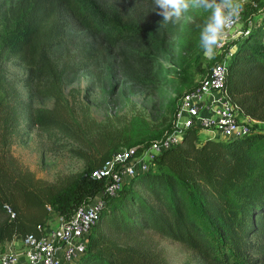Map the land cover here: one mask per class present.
<instances>
[{
    "label": "trees",
    "instance_id": "1",
    "mask_svg": "<svg viewBox=\"0 0 264 264\" xmlns=\"http://www.w3.org/2000/svg\"><path fill=\"white\" fill-rule=\"evenodd\" d=\"M191 10L194 21L186 29L184 49L190 61L199 62L203 56L199 26L206 13ZM137 14L130 18L113 0H0L2 147L10 148L23 117L20 97L3 67L12 57L25 63L41 83L37 93L54 99L53 108L34 109L28 123L56 128L70 137L79 135L75 128L80 124L75 121L73 128L66 119L62 82L68 70L50 53L68 21L110 46L125 45L123 75L140 86L156 87L154 64L143 49L151 44L145 29L149 20L138 10ZM224 89L242 113L264 122V17L241 38ZM165 131L152 130L148 122L143 127L134 122L125 125L118 144L113 146L114 139L105 138L107 150L102 157L87 160L83 172L61 187L33 175L25 176L21 184L9 176L8 169L0 168V245L28 233L39 234L49 220L48 206L69 220L103 189L104 181L93 172L120 151V145L122 149L149 146ZM197 141L198 130L189 129L180 143L155 160L151 170L107 197L86 253L72 264H171L146 240L122 242L124 236L151 230L185 244L209 264H264V130L207 137L200 145Z\"/></svg>",
    "mask_w": 264,
    "mask_h": 264
},
{
    "label": "rangeland",
    "instance_id": "2",
    "mask_svg": "<svg viewBox=\"0 0 264 264\" xmlns=\"http://www.w3.org/2000/svg\"><path fill=\"white\" fill-rule=\"evenodd\" d=\"M113 1L118 2L130 18L139 16L138 10L144 20H149L145 29L151 44H145L143 49L154 64L157 86L146 88L123 75L125 45L110 46L100 37L80 29L74 21H68L50 53L61 68L68 70L62 82L66 119L73 128L75 121L81 126L75 128L79 135L70 137L56 128H40L28 123L34 109H51L54 99L37 93L36 88L41 83L19 58L4 62L8 80L20 97L23 117L10 148L0 144V168L8 169L9 176L21 184L25 176L33 175L56 187L63 186L83 172L87 160L98 161L102 157L107 150V145H103L105 138L114 139L113 146L118 144L120 131L132 122L139 127L148 122L152 130L166 129V133L173 126L181 97L197 85L217 61L213 52L205 54L203 51L199 62L190 61L185 54L184 35L194 21L191 9L179 22L165 23L162 16L152 10L153 0ZM263 17V0H243L239 26H244L245 32L235 40L236 48L248 29L258 26ZM253 124V129L264 130L263 122ZM53 215L49 213V219ZM45 226L54 227L49 220ZM137 238L156 247L171 264H209L185 244L152 230L124 236L122 242L132 243ZM21 241V237L5 241L0 251L20 249Z\"/></svg>",
    "mask_w": 264,
    "mask_h": 264
},
{
    "label": "built area",
    "instance_id": "3",
    "mask_svg": "<svg viewBox=\"0 0 264 264\" xmlns=\"http://www.w3.org/2000/svg\"><path fill=\"white\" fill-rule=\"evenodd\" d=\"M259 4V3H257ZM238 18L227 29L220 45L213 52L217 61L201 78L197 86L187 91L177 103L174 123L162 138L149 146L135 145L118 151L93 172L104 181V187L71 218L60 217L58 226H42L39 234L28 233L22 238L20 249L0 251V264H72L87 250L93 228L107 197L116 195L127 181L154 167L155 160L168 148L180 143L191 128L198 130V141L207 137L230 138L252 132L258 120L242 113L231 101L224 85L229 63L236 51V42L244 32ZM9 210H11L9 208ZM50 213H55L48 206Z\"/></svg>",
    "mask_w": 264,
    "mask_h": 264
},
{
    "label": "clouds",
    "instance_id": "4",
    "mask_svg": "<svg viewBox=\"0 0 264 264\" xmlns=\"http://www.w3.org/2000/svg\"><path fill=\"white\" fill-rule=\"evenodd\" d=\"M243 0H153V11L162 22H179L192 8L201 9L206 16L200 25L199 46L205 54L214 52L227 29L238 18Z\"/></svg>",
    "mask_w": 264,
    "mask_h": 264
},
{
    "label": "crops",
    "instance_id": "5",
    "mask_svg": "<svg viewBox=\"0 0 264 264\" xmlns=\"http://www.w3.org/2000/svg\"><path fill=\"white\" fill-rule=\"evenodd\" d=\"M262 122V121H261ZM264 123V122H263ZM52 214H54L53 216H52V218H50L49 219V223H51V225L52 226H54V227H56V226H58V224H59V222H60V216H59V214L58 213H51V215ZM1 248V247H0ZM24 262V264H28V263H26L25 261H23Z\"/></svg>",
    "mask_w": 264,
    "mask_h": 264
}]
</instances>
